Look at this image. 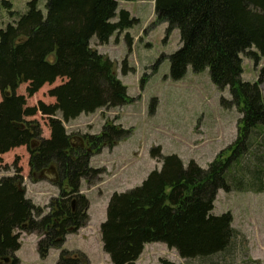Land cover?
Returning a JSON list of instances; mask_svg holds the SVG:
<instances>
[{"label": "trees", "instance_id": "trees-1", "mask_svg": "<svg viewBox=\"0 0 264 264\" xmlns=\"http://www.w3.org/2000/svg\"><path fill=\"white\" fill-rule=\"evenodd\" d=\"M119 1L136 0H47L45 13L31 0L20 15L2 1L14 22L0 29V155L26 147L30 174L54 167L59 194L44 213L26 197L16 163L13 175L0 178V264H19L15 253L21 247L20 232L38 237L41 260L51 249H60L55 264L85 262L83 255L61 249L66 236L88 221L89 201L81 184L101 173L91 167V156L130 133L108 124L99 135L88 136L82 148L73 146L64 124L130 103L126 87L113 72L114 62L90 47L93 38L104 46L114 34L138 23L118 9ZM154 14L158 23L166 24L165 38L179 32V48L168 56L170 79H182L188 66L194 73L208 69L213 85L228 88L230 100L222 99L221 106L236 108L241 117L235 140L207 168L193 160L184 165L175 154L163 155L160 146L150 149V158L160 168L140 185L112 193L100 224L102 250L112 264H135L149 243H163L182 259L225 254L234 231L229 212L212 214L217 192L241 188L243 180L235 178L233 169L247 156L257 165L243 169L249 188L264 191V133L257 131L264 127L262 77L243 81L240 57L255 65L264 60V0H154ZM126 44L131 47L128 35ZM121 71L127 72L126 61ZM57 79L61 83L48 91L54 103L27 106L26 97L16 94L27 84L26 96L32 97ZM37 113L47 118V139L41 138L36 120H27ZM159 264L175 263L160 259Z\"/></svg>", "mask_w": 264, "mask_h": 264}, {"label": "rangeland", "instance_id": "rangeland-1", "mask_svg": "<svg viewBox=\"0 0 264 264\" xmlns=\"http://www.w3.org/2000/svg\"><path fill=\"white\" fill-rule=\"evenodd\" d=\"M2 1L0 29L14 22ZM5 1L11 4L12 12L20 15L27 11L26 4L31 0ZM36 1L38 8L45 13L47 0ZM124 8L138 23L129 30L114 34L107 45L99 46L93 38L90 47L114 62L113 72L126 87L130 103L82 114L64 124L73 146L82 148L86 146L88 136L99 135L103 126L108 124L130 133L114 147H105L91 156V167L101 173L91 182L83 181L81 184V192L89 201L88 221L76 232L68 234L61 247L83 255L85 262L82 264H112L102 250L99 233L109 197L114 192H124L140 185L149 172L160 168V163L149 156L151 148L160 146L163 155L175 154L184 165L193 160L200 167L207 168L216 155L235 140L237 122L241 117L236 108L221 106L222 99L230 100L228 88L219 90L213 85L208 69L194 73L188 66L182 79H170L168 56L179 48V32L174 30L165 38L166 25L156 21L153 0L118 3V9ZM126 35L131 41L130 48L126 44ZM240 57L243 81L256 82L262 77L260 89L264 101V60L255 65L243 54ZM124 61L127 72L122 74ZM60 83L61 80L57 79L52 85H44L32 97L26 96L27 84H21L16 94L26 97L27 106H35L38 102L51 104L54 99L48 96V91ZM56 117L60 118V115ZM27 120H36L40 125L41 138H49L45 116L37 113ZM257 131L264 133V127ZM257 140H254L256 148L253 150L258 149ZM28 159L26 147L0 155V178L13 175L12 166L16 163L21 169L26 197L46 213L50 200L59 194L57 176H53L51 171H46L42 177L35 173L31 175ZM253 161L252 156H247L234 166L233 175L243 180L240 189L219 190L216 195L212 214L217 216L229 212L232 216L234 237L225 254L207 260L182 259L163 243H149L144 246L136 264H159L160 259L175 264H264V191H251L250 178L243 170H253L257 166ZM37 241L36 235L20 232L21 247L15 253L19 264L56 263L60 249H51L41 260L36 251Z\"/></svg>", "mask_w": 264, "mask_h": 264}, {"label": "water", "instance_id": "water-1", "mask_svg": "<svg viewBox=\"0 0 264 264\" xmlns=\"http://www.w3.org/2000/svg\"><path fill=\"white\" fill-rule=\"evenodd\" d=\"M46 171H51L52 172V175H56V171L54 169V167H50L49 169H46L44 171H41L40 173H37L39 177H42L43 174L46 172ZM36 174V173H35ZM57 176V175H56Z\"/></svg>", "mask_w": 264, "mask_h": 264}, {"label": "crops", "instance_id": "crops-1", "mask_svg": "<svg viewBox=\"0 0 264 264\" xmlns=\"http://www.w3.org/2000/svg\"><path fill=\"white\" fill-rule=\"evenodd\" d=\"M120 2H121V1H119L118 3H120ZM122 2H123V3H132V2H124V1H122ZM153 6H154V0H153ZM124 10L128 11V10L125 9V8H124ZM165 25H166V24H165ZM111 38H112V37H111ZM111 38H110V39H111ZM109 42H110V40H109ZM146 176H147V175H146ZM146 176H145V177H146ZM145 177H144V179H145ZM144 179H143V180H144ZM143 180H142V181H143ZM142 181H141V182H142ZM140 184H141V183H140ZM136 262H137V261H136ZM135 264H136V263H135Z\"/></svg>", "mask_w": 264, "mask_h": 264}]
</instances>
